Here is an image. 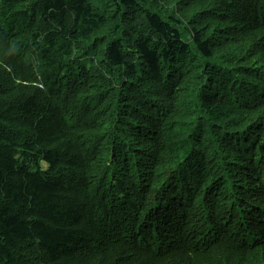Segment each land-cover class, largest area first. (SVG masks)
Instances as JSON below:
<instances>
[{
	"label": "trees",
	"instance_id": "1",
	"mask_svg": "<svg viewBox=\"0 0 264 264\" xmlns=\"http://www.w3.org/2000/svg\"><path fill=\"white\" fill-rule=\"evenodd\" d=\"M0 264H264V0H0Z\"/></svg>",
	"mask_w": 264,
	"mask_h": 264
},
{
	"label": "rangeland",
	"instance_id": "2",
	"mask_svg": "<svg viewBox=\"0 0 264 264\" xmlns=\"http://www.w3.org/2000/svg\"><path fill=\"white\" fill-rule=\"evenodd\" d=\"M90 63H88V65H89ZM43 164H45V163H43ZM46 165V164H45Z\"/></svg>",
	"mask_w": 264,
	"mask_h": 264
}]
</instances>
